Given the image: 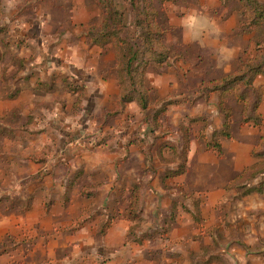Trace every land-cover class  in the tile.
Returning <instances> with one entry per match:
<instances>
[{
	"label": "crops",
	"instance_id": "crops-1",
	"mask_svg": "<svg viewBox=\"0 0 264 264\" xmlns=\"http://www.w3.org/2000/svg\"><path fill=\"white\" fill-rule=\"evenodd\" d=\"M10 1L4 0L5 16L13 7ZM225 1L165 2L168 23L180 31V46L188 50L187 53L181 50L180 54L185 57L170 61L164 76L152 78L153 84L167 93L164 97L174 101L173 112L185 104V99H181L185 93L180 86L181 81H185L184 73L196 72V77H200L193 86V93L199 94L206 77L202 71L206 70L205 63L210 72L208 79L223 77L238 69L233 61L251 45L252 36L248 33L234 38L239 15ZM96 7L95 0H47L39 4L36 17L22 19L26 36L23 37L33 46L43 47L34 30L44 27L45 23L51 24L54 13L65 12L72 27L82 28L97 15ZM38 17L41 18L39 25ZM104 44V40L91 41L87 37L73 41L67 44L75 47L69 58L62 54L63 59L60 57L58 63L53 61L55 56L51 57V62L47 61L49 56L43 50H39L37 57L34 55V61L14 56L21 62L35 63L29 67L27 64L24 75L17 77L21 85L17 82L13 89H9V83L0 87V117L6 118L11 113L28 117L33 111L44 109L56 116L57 98L63 102L57 94L61 83L58 81L54 96L49 98L38 88V81L60 80L63 74L85 82V112L91 108V103L96 109L111 110L109 108L120 100L122 89L115 73L116 48L112 43L103 47ZM224 54L230 55L227 58L230 61H225ZM61 62L68 67L66 71L62 72ZM33 64L36 66L32 67ZM196 65L202 66L198 70ZM42 68L49 71L45 74ZM151 77L152 73H148V78ZM256 82L264 90V78L258 76ZM12 91H18L17 96L6 97ZM215 95H211L210 104H196V111L202 110L211 126L217 128ZM75 98L74 95L71 101L69 99V109L73 108ZM261 111L264 116V104ZM55 122L35 116L33 121L24 124L20 129L28 131L24 133L27 134L24 149L14 153L20 154L22 160L15 161L10 156L7 165L0 167V264H264V191L228 199L225 189L231 177L258 162L252 150L255 138L264 134V124L263 132L246 128L249 130L241 134L242 140L236 138L228 142L224 139L221 145L226 157L222 161H218L214 152L194 149L189 155L188 172L165 177V172L177 169L180 161L158 165L160 169H156L155 178L156 172L149 173L153 182L145 185L140 169H147L146 159L136 144L127 152L118 146L83 154L63 148L57 126L54 134L46 130ZM5 124L8 127L6 121ZM8 128L14 131L15 139L21 140L18 131ZM33 137L41 141L49 137L57 143L56 155L52 153L45 162L44 147L30 149ZM169 154L164 152L162 159H171L173 154ZM3 158L4 154L0 159ZM134 159L140 161L139 171L136 167H126V163ZM190 178L194 180L189 181ZM135 183L145 187L139 221L123 214ZM85 188L89 195L82 194ZM181 194L190 195L191 200L179 198ZM174 206L178 207L174 209Z\"/></svg>",
	"mask_w": 264,
	"mask_h": 264
},
{
	"label": "rangeland",
	"instance_id": "rangeland-1",
	"mask_svg": "<svg viewBox=\"0 0 264 264\" xmlns=\"http://www.w3.org/2000/svg\"><path fill=\"white\" fill-rule=\"evenodd\" d=\"M45 1L47 0H11L10 4H13V7L9 8V14L5 16L4 0H0V53L4 52V54H0V87L9 83V89H13V87L16 86L18 82L17 77L19 75H24L23 72H26V65L29 61L21 62L19 59L16 60L14 56H25L28 57V60L34 61V55L35 57H37L40 54L39 50H43L44 54L49 56V59L47 61L51 62V57L55 56V58H53V61L55 63H58L57 60H59L60 57L63 59L64 56L66 59H68L69 53H72L71 49L75 48L74 46L71 47L67 44L73 41H79L80 39L86 37L91 41H95L90 37L92 35H89L88 29L90 26L98 24L97 22L101 15V8L100 6H98L99 4H97L96 7L97 15L91 20L87 27H72L73 25L68 20V15L65 12H62L61 14L54 13L55 15L51 20V24L45 23L44 27L38 30H34V32H38L37 37L41 38L44 46H33L31 42L24 38L26 36H24L25 32L22 29L23 26H21V21L26 17H36L35 13L39 9V4ZM165 2L166 0H153V6L158 11L157 23L161 25V27L165 30V34L162 36L160 42L162 45L166 46L169 49L170 54L167 59L164 60V62H159L158 60L153 59L152 61L148 62L147 65L143 66L141 63V68L138 71L139 75L140 73H143V84H145L146 89L150 91L148 94L150 97V104H148V106L146 108H143L140 103H137L135 101L124 103L121 96L117 105L115 107L109 108L111 110H107L105 108L100 110L96 109L91 103V108L88 109L87 112H85L83 108L85 82H82L79 79L76 80L75 77L68 74H63L60 80H55L53 78H51L50 80H42L41 78H39L38 80H42V82L38 81V84L47 85H45V88L39 89L42 90L41 92H43L44 95H49V98H52L54 96V93L58 88L57 86L59 81L62 88L59 89L60 93L57 94H59L58 96L62 99L63 102H60V100L57 98V104H55L54 107H58L59 111L55 114L56 116H51V110L44 109L45 111H33L28 117L20 115L19 113H11L7 115L6 118L0 117V157L4 154L5 158H3L2 160L0 159V167H4L7 165L6 161L10 159V156H13L15 161L22 160V158L20 157L21 155L16 154L19 150L24 149L23 140L27 137V134L24 133H28V131H20V129L24 126V124L33 121L35 119V116H44L47 119L55 120L56 122L54 123V126H50L46 130H49L50 133L54 134L57 126L58 135H61L63 138V148L66 149L69 147L71 149L78 150L83 154L88 152L93 153L97 150L106 148L110 150L116 149L118 146L127 152L132 145L136 144V146L139 148L140 153L145 156V168L147 169H143L142 171L139 168L140 161L136 159H134L130 163H126V167H136L137 171H139L140 169L145 185L153 182V178H150L149 175L156 172L153 175V177L155 178L157 174L156 169H160L158 165L163 166L174 164L176 160H179L180 163L177 169H170L166 171L165 177L168 174L175 175L179 173H185L189 171V155L194 149H198L201 151L203 150L206 152H214L218 161H222V159L226 157L224 147L222 149L221 145V152H219L217 150L210 149L208 147L210 143L219 142L221 144L224 139V141L228 142L234 141L236 140V138L242 140L243 138L241 137V134H244L245 131L249 130L246 128H252L250 130L256 129L260 132H263L262 126L264 124V116L261 110L264 104V90L259 88L256 82L257 77L262 75H258L255 78L253 82V89L246 90L248 95L246 96L244 102H239L237 99V95L232 88L231 90H228L224 93L223 91H213L208 94V92H210L211 89L214 88L215 84L208 85L206 91L199 90V94L193 93L195 91V88H193V86L196 85L197 82H199L200 77H196V72H193L190 75L184 73V80L186 81V84L184 83L185 81L181 79L182 81L180 86L181 90L184 91L183 93H185V97L181 98L185 99V102H183L185 104H183V106L177 105L182 110L177 109V111L175 112L172 111L171 108L174 105V101L164 97L165 95H167V93H164L158 86L153 84L152 78L164 76L167 71V67H169L168 65H170V61L172 59L176 60L180 56L185 57L184 54H180L182 53L181 50H183L184 53H187L188 50L187 47L180 46V31L171 27L168 23V18L165 12ZM113 3L115 4L117 9L119 8L122 9L121 11H123L126 29L122 31L120 36L126 38L129 35V29L127 28H132L129 25L133 24V22H136L135 8L142 10L144 7V0H136L134 5L130 0H113ZM225 4L229 5L230 9L235 11L239 15L238 27L233 32L234 38L241 34L247 33L252 36L251 45L243 53L237 55L238 57L236 56L237 58L234 60L235 62L233 61V63L237 65L236 67H238V69L236 71H238L242 67L240 63V57H242L246 52L250 53L253 56L257 53L256 44L262 43L264 41L263 35L259 34L262 33L261 31L263 30H260L257 27H253L248 30L242 28L241 23H244V19L242 18L238 10L239 7L236 0H226ZM36 21L39 25L41 18H36ZM142 22L143 24H145L144 19H142L141 25ZM101 40H104L105 42L103 47H105V45L107 44L112 43L111 40L108 41V39L106 38H101ZM139 42L141 43L142 41ZM65 43L66 45H64ZM146 55L147 54H143L140 59H142L144 56V58L147 59ZM200 55L201 54L197 52V56H199V58ZM229 56V54L223 55V57H225V61H230L227 59ZM140 61H138L135 66H137ZM197 61L198 59H196V63ZM32 63L35 62H30V64ZM191 63L192 62H190V65L193 66V64ZM30 64H28V67L31 66ZM59 64H61L62 68L64 69L62 70V72L66 71L68 67H64L62 62ZM35 66V64L32 65V67ZM196 66L199 70L200 66L202 65ZM204 67L206 69L202 70L203 74H206L204 81L208 82L210 80H213L208 79V76H210V72L207 71L208 64L205 63ZM186 69H188V67H186ZM48 71V69L42 68V72H45V74ZM186 71L187 70H184V72ZM115 73L119 79L117 59ZM148 73H152L151 79L148 78ZM262 77L264 78V76ZM141 79L137 78V81L140 82ZM46 81H49L50 83L47 84ZM18 83L21 85L22 82ZM140 85L142 86L141 83ZM139 91H141V87H139L138 85V92L134 94L135 97H138ZM243 92H245L244 87L241 88L238 95ZM213 93L217 94L215 95V98L213 100V103H215V107L218 111V116L216 118L217 124L215 125L217 128L211 126L208 116L204 115L202 113V110L199 109V111H196V108L198 107L196 104L199 103L204 106L203 102H207L208 104L212 103L210 97ZM74 95L76 96V98L73 103V108L69 109V105L67 103L69 102V99L71 101ZM222 102L223 107L221 106ZM255 103H259V105L257 104L258 108L256 111L261 116V124L255 125V123L253 122L243 124V111H245L246 114L249 113V115H252L253 106ZM131 104H135V106L133 105V107H131ZM226 111H229L232 117V124L231 128L229 129L231 138H226L222 135L223 131L225 130ZM22 112L27 113V111L23 110ZM45 112L47 114H45ZM192 114H198L199 116H192ZM5 121L8 127H11L14 130L18 131L17 136L21 140L15 139V137L13 136L14 131L6 126ZM46 130L44 132H46ZM29 133H31L32 135L36 134V132L31 131ZM6 137L8 138V141L4 140V138ZM9 137L11 138L9 139ZM262 138H264V134H258V136L255 138L256 144L252 150V156L258 159V162L264 163V141H262ZM30 144V149H40L41 147L45 148L46 155L43 154L45 162H47L46 160L51 158L52 153L56 155L54 152L57 148H59V145L57 143H53V141L50 140L49 137L46 141H41L38 137H33L32 139H30ZM254 151L255 153H257V155L254 153ZM164 152H169V155L173 154V157L171 159L164 158L163 160L162 155L164 154ZM14 153L16 154L14 155ZM55 160H57V158ZM65 164L67 163H64L63 165ZM151 168L155 169V171H153ZM261 169L263 170L262 172H260ZM258 171L259 172L255 174L253 172H248L244 175H242V172L231 177L225 187L227 191L226 197L228 199H234L246 197L253 193L261 194L264 189H262V192L255 191L250 194H246L249 190H256L261 187L264 188L262 185L264 183V165L263 168L261 167ZM205 177L206 176L203 177L204 180ZM193 178H190L189 181H193ZM135 185H138L142 191L145 190L143 184L135 183L132 187L134 188ZM204 190L206 191L207 189H205L204 187ZM88 191L89 190L85 188L83 189L82 194L88 195ZM180 197L182 199H185L186 201L191 200V197L188 194H181L179 195V198ZM129 204L130 202L123 211V214L127 217H129L127 214ZM142 205L143 196L140 202V209L138 214L139 216L136 219L132 217L129 218H131L133 221H139L142 215ZM176 207L178 206H174V209H176ZM159 224L162 226L165 225L161 222ZM162 226H160L159 229L162 228Z\"/></svg>",
	"mask_w": 264,
	"mask_h": 264
},
{
	"label": "trees",
	"instance_id": "trees-1",
	"mask_svg": "<svg viewBox=\"0 0 264 264\" xmlns=\"http://www.w3.org/2000/svg\"><path fill=\"white\" fill-rule=\"evenodd\" d=\"M130 1L134 5L136 0ZM95 2L99 4L98 6L101 8V15L98 19V24L89 27V35H92L90 37L93 40L106 38L108 41H112V44L116 48L119 83L122 89L121 96L123 102L128 103L135 101L140 103L143 108H146L148 104H150V97L148 95L150 91L147 90L145 84H143V73H140V75L138 73L141 68L140 64L142 63L143 66L147 65V63L153 59L164 62L170 54L169 49L160 42L162 36L165 34V30L157 23L158 11L153 6V0H144V7L142 10L135 8L136 22H133L134 25L131 24V26H133L132 28H127L129 29V35L126 38L120 36L122 31L126 29L123 12L116 8L113 0H95ZM236 2L239 7L238 10L244 19V23H241L242 28L248 30L257 27L263 30L261 31L262 33L259 34L263 35L264 40V0H236ZM142 19H144L145 24L142 22L141 25ZM139 41L142 42L140 43ZM256 49L257 53L254 56L246 52L240 57L242 67L238 71L208 82H203L199 90L206 91L207 86L210 84H215V86L208 94L213 91H223L224 93L232 88L237 95L238 101L244 102L248 95L246 90L253 89L255 78L258 75L264 76V41L262 43H257ZM143 54H147V59L144 58L145 56L140 59ZM138 61H140L139 64L135 66ZM137 78L141 79V81L138 82ZM45 85L38 84V88H45L47 86ZM138 85L141 87V91H139L138 97H135L134 94L138 92ZM242 87L245 88V92L238 95ZM17 92L18 91H12L6 94V97L14 98L17 96ZM257 104L259 105V103H255L253 106L252 115H249V113L246 114L245 111H243V124L250 122L255 123V125L261 124V116L256 111L258 108ZM221 106L223 107V102ZM225 115V130L222 135L226 138H231V134L229 133L232 124L231 113L226 111ZM262 141H264V138H262ZM208 147L221 152V144L219 142L210 143ZM255 154L257 155V153ZM263 165V162H258L254 166L247 168L242 175L248 172H253L254 174L258 173V170L261 167L263 168ZM262 171L261 169L260 172ZM262 185L264 187V183ZM262 189L264 188L252 189L246 194L255 191L262 192ZM141 199L142 190L138 185H135L131 191L130 204L127 209L129 217L136 219L139 216Z\"/></svg>",
	"mask_w": 264,
	"mask_h": 264
}]
</instances>
